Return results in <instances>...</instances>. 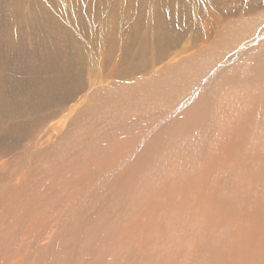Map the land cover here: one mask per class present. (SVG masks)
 I'll use <instances>...</instances> for the list:
<instances>
[{
    "label": "rangeland",
    "instance_id": "obj_1",
    "mask_svg": "<svg viewBox=\"0 0 264 264\" xmlns=\"http://www.w3.org/2000/svg\"><path fill=\"white\" fill-rule=\"evenodd\" d=\"M159 1L162 12L183 14V1ZM189 2L182 27L170 33L178 44L165 51L144 21L128 32L132 50L141 46L147 55L152 51L151 60L159 58L154 64L148 60L147 78L157 79L155 68H162L158 76L170 74L155 84V92L135 89L142 92L136 102L132 95L121 99L127 89L113 84L123 80L110 76L123 67L122 50L110 56L100 42L92 52L94 30L87 25L73 38L65 37L66 49L76 45L88 58L86 67L95 79L67 107H82L91 89L92 109L81 129L74 130L83 138L51 133L42 144L51 149L43 182L38 186L30 177L23 188L31 198L0 214V264H264V230H258L264 227V210L255 211L264 205V0ZM18 7L23 8L19 25L27 31L31 7L26 0ZM63 23L68 34L64 16ZM221 33L215 49L212 44ZM69 69L67 75H73L76 67ZM170 121L176 124L168 128ZM163 126L168 132L154 134ZM247 202L254 206L249 209ZM252 255H263L258 258L262 263Z\"/></svg>",
    "mask_w": 264,
    "mask_h": 264
},
{
    "label": "bare ground",
    "instance_id": "obj_2",
    "mask_svg": "<svg viewBox=\"0 0 264 264\" xmlns=\"http://www.w3.org/2000/svg\"><path fill=\"white\" fill-rule=\"evenodd\" d=\"M88 1L90 0H26V6L31 7V12L29 14L31 27H28L27 31H22L24 27L22 25H19V15L23 11V8L19 9L18 7L20 0H15V2L11 0H0V8L4 12V16L0 15L1 217L3 215H7L8 207H12L15 209V206L19 200L31 198V194H29V192L23 188V183H25L26 181V183H29L30 177L35 179L38 186H40V184L43 182L45 178L43 175L48 172L50 168V166L46 165L45 162L48 159L51 149L42 147V144L50 140V138L52 137H50L51 133L53 136L64 139L83 138V133H79L78 136L74 132V130L76 127H80L81 129V126L84 123V118L87 117L89 111L92 109L90 101L92 100V98H94L95 92L91 89L90 91H87V93L83 96V99L86 100L85 104L77 110L72 107H67V103L75 96L77 92L83 91L86 88L87 84H89V81L93 82L95 79H91V70L86 67L88 58H84L82 56V52L79 50V48L76 45H70L69 48L66 49V36H68L69 38H73L74 33L77 32L82 25H87L90 30H94V34L89 43L92 52L97 51V47L99 46L100 42H102V44L107 47V51H109L110 56L115 49H120L123 51V54L121 56V64L123 65V67L117 72H113L112 74H110V76H115L120 80H123L122 82L114 83V88H118L120 90L121 87H125L127 89V92L122 95L121 99H126L129 95H132L133 97L132 99L130 98V100L136 102L135 100L137 99V95L139 96L142 92H139L140 94H138L136 93L135 89H148L149 91L152 90L153 92H155V86H157L155 84H162L170 76L169 73H163L158 76V72L162 68H155L154 70L156 71H154L155 73L153 75H155L157 79L151 80L147 78L150 71V67H148V60H151L149 57L151 56L152 51L149 50V53L147 55L146 50L141 46L132 50L128 32L132 31L135 24L144 21L146 28L150 30L151 34H153V38L156 41H159V50L165 51L164 49L166 47H169L170 45L173 46L172 43L175 42L178 44L179 40L176 42L175 38H172L170 36V33L172 30H175L178 24L180 25L179 22L182 18L185 17V15H183L186 13L185 10L187 9L188 11L190 8L191 2H189V0H178L183 1V14L181 16H178L176 11H168L165 13L164 11L162 12V6L158 3L159 0H91V4H86L85 2ZM151 2L154 4L152 11L149 8ZM109 6H111L110 10H108ZM63 16L69 21L70 24L71 31L68 34L65 33L63 29ZM193 27L196 28L195 25H193ZM196 33H198V31ZM223 33H221L218 36V39L212 44L215 49L219 47L218 40L222 37ZM179 37L181 36H178L177 38L179 39ZM224 38H226V36ZM237 47L238 46H236L233 51L236 52ZM157 57H155V59ZM109 58L110 57L108 56L105 57L106 60H109ZM199 58L200 55L197 56L195 60H198ZM158 60L159 58H157L156 60H151V62L154 64L155 61ZM79 63L85 66L84 69L77 67ZM155 66L156 65H154V67ZM70 67H76L73 75H67L70 73ZM64 76H68L69 78H71V81L69 83H61V79ZM146 79H148L149 81ZM170 83L174 86H178V84L175 83V79L173 78H170ZM122 101L123 100L118 102L119 109L121 107ZM131 101H129V103ZM246 110L248 109L246 108ZM244 111L245 110H243L244 114L249 115V112ZM73 112L76 113L73 117H71V114ZM239 116L240 115H238V118ZM57 118H60L58 126L54 125L53 123ZM158 122L160 123L159 120ZM178 122L179 121H177V124ZM185 122H187V120ZM66 123V128L62 130L61 127L65 126ZM169 123L170 125L168 128L176 124L175 121H170L166 124ZM188 123L187 125H189ZM166 124L164 126H166ZM181 125L182 127L184 126L183 124ZM164 126L161 127V129H159L158 131L154 132V134H163V131L168 129H165L166 127ZM58 131H60V135L58 134ZM179 131L181 132L183 130ZM166 132H168V130ZM232 139H234V137ZM140 153L144 152H139V156ZM232 154L233 153H231V155ZM228 155L230 154L228 153ZM231 155L229 158L230 161H232L233 159V157L231 158ZM241 156L243 155L241 154ZM259 160L260 158L258 157L256 161ZM227 161L229 162V160ZM237 165L239 167V164ZM242 166L244 165L242 164ZM259 168L261 169V163L259 165ZM238 170H240V168ZM18 174H26L28 180L27 178H23ZM11 181H15V183L9 184V182ZM212 183L211 185L214 186V184ZM204 196L206 195L204 194ZM251 202L253 203L254 201ZM251 202L246 203V207H248L249 209L254 206L252 205L251 207ZM243 210L246 209L243 208ZM263 210L264 205H260L258 207V210L255 211L256 213L257 211L261 213V211L263 212ZM261 219H263V217ZM0 221L3 222L0 223L1 231L4 225V221H2L1 219ZM261 226L263 225L261 224ZM262 228L258 230L263 231L264 229ZM44 229L45 228L41 230L43 231ZM253 230L255 229L253 228ZM45 231L46 230H44V232ZM261 239L262 238H260V240ZM251 240L252 239L249 240L250 244ZM262 242L264 243L263 239L260 242V248L264 247V244L262 247ZM243 244L244 243L242 242V246ZM17 245L19 246L21 244L19 243ZM244 245L248 246V243ZM256 245H258V243ZM244 248L246 249V247ZM32 250L30 251L32 252ZM261 250L259 249V251ZM260 253L263 254V252ZM252 256L254 259L256 258L257 261L262 263V261L259 260L262 257H258V259L257 256Z\"/></svg>",
    "mask_w": 264,
    "mask_h": 264
}]
</instances>
